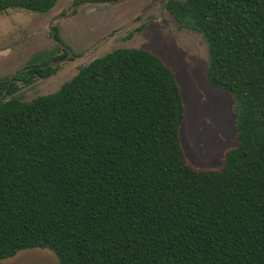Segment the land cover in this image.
<instances>
[{
  "label": "trees",
  "instance_id": "1",
  "mask_svg": "<svg viewBox=\"0 0 264 264\" xmlns=\"http://www.w3.org/2000/svg\"><path fill=\"white\" fill-rule=\"evenodd\" d=\"M57 0H0L46 12ZM208 45L206 76L233 99L237 144L193 166L175 73L119 47L54 92L14 96L54 73L0 80V260L28 248L60 264H264V0H166Z\"/></svg>",
  "mask_w": 264,
  "mask_h": 264
},
{
  "label": "rangeland",
  "instance_id": "2",
  "mask_svg": "<svg viewBox=\"0 0 264 264\" xmlns=\"http://www.w3.org/2000/svg\"><path fill=\"white\" fill-rule=\"evenodd\" d=\"M74 1L57 0L46 12L9 8L0 13V79L33 64L45 51L46 56L62 53L48 25L60 12L72 10ZM164 1L126 0L113 6L97 4L100 7L84 4L71 16L58 18L53 26L61 41L74 49L71 54L74 60L52 64L58 67L54 77L34 79L30 84L18 82L20 89L12 96L29 101L37 95L52 93L72 78L79 66L113 49H147L161 57L175 73L184 105L180 137L186 158L195 167H218L223 153L238 141L233 99L206 76L208 45L204 36L179 27L163 6ZM9 97L4 95L3 99ZM0 264L60 263L50 249L28 248L0 260Z\"/></svg>",
  "mask_w": 264,
  "mask_h": 264
},
{
  "label": "flooded vegetation",
  "instance_id": "3",
  "mask_svg": "<svg viewBox=\"0 0 264 264\" xmlns=\"http://www.w3.org/2000/svg\"><path fill=\"white\" fill-rule=\"evenodd\" d=\"M75 1L73 2V5H75V6L72 8V10H67V12H65V11L64 12L63 11L60 12L59 14H57L55 16L56 20L58 18H61V17L71 16L72 14H74L77 11V9L79 8V6H82L84 4H91V5L96 6V7H100V6H97V4H100V5H102V4L103 5H110L111 4L113 6L115 4H122V2H125L126 0H77L76 2ZM165 2H166V0L164 1L163 6H164ZM102 8L109 9V8H105V7H102ZM52 21H53V19L49 22L48 30H49V33L51 34V37L53 38V40L55 42L56 47L61 48L62 53L61 54H57V55H52V54L50 55L49 54V55L46 56V53L47 52L45 51V53L40 57V59L39 60H35L33 64L24 66L23 68H21L20 70H18L14 75H12L9 78L0 79V80L8 81L7 86L5 88H3V92H5L8 89V87L11 84V82L16 78L17 75L20 76L21 78L27 77L29 75V71L31 69H33V67H36L37 68V67L43 66V67H51V68L55 69L54 73H52L51 75H48L46 77H39L38 75L35 74V72L30 71L35 76L33 78V80L34 79H37V80L40 81L42 79L54 77L57 74L58 67H57V65H52V64L58 63V62H60L62 60H69V61L74 60L75 57L74 58L71 57L72 50H74V49L71 48L70 46L65 45L61 41V38H60V36L58 34V30L53 26V24H54L55 21L53 23H52ZM23 72L28 73V75L27 76H22V73ZM15 82H16V85L18 86V90H19L20 89V85L18 84V82H22L23 83V81L21 79H19V80H16ZM23 84H25V83H23ZM18 90H16V91H18ZM16 91H14L13 93H11L9 95L12 96ZM4 95H6V94L3 93L2 94V97Z\"/></svg>",
  "mask_w": 264,
  "mask_h": 264
}]
</instances>
